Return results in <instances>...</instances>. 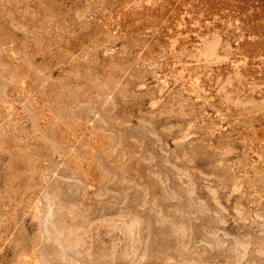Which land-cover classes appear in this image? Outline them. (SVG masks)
Masks as SVG:
<instances>
[{"label":"rangeland","instance_id":"rangeland-1","mask_svg":"<svg viewBox=\"0 0 264 264\" xmlns=\"http://www.w3.org/2000/svg\"><path fill=\"white\" fill-rule=\"evenodd\" d=\"M0 264H264V0H0Z\"/></svg>","mask_w":264,"mask_h":264}]
</instances>
